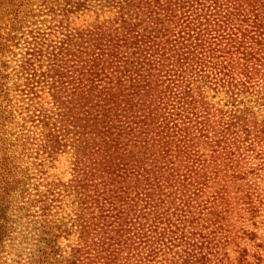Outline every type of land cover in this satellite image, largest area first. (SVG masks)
Wrapping results in <instances>:
<instances>
[{"label":"trees","instance_id":"obj_1","mask_svg":"<svg viewBox=\"0 0 264 264\" xmlns=\"http://www.w3.org/2000/svg\"><path fill=\"white\" fill-rule=\"evenodd\" d=\"M0 144V264H264V0H0Z\"/></svg>","mask_w":264,"mask_h":264},{"label":"rangeland","instance_id":"obj_2","mask_svg":"<svg viewBox=\"0 0 264 264\" xmlns=\"http://www.w3.org/2000/svg\"><path fill=\"white\" fill-rule=\"evenodd\" d=\"M16 52L18 59L21 58V51L17 50ZM15 133L21 135V129L17 128ZM2 149L4 151V148ZM2 191V185H0V240H3L5 242L4 245L7 246L6 252L2 254L4 258L9 254L10 250L21 251V191L16 192L11 199H8V201L7 199L4 201L5 199L3 198L4 195H2ZM262 209L264 216V207ZM7 211L12 217L10 224L7 223L4 218ZM9 232L11 236L7 237Z\"/></svg>","mask_w":264,"mask_h":264}]
</instances>
